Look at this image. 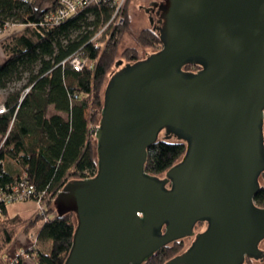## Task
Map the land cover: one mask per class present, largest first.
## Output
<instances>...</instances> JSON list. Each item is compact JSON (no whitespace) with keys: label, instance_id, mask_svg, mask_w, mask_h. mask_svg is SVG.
<instances>
[{"label":"water","instance_id":"water-1","mask_svg":"<svg viewBox=\"0 0 264 264\" xmlns=\"http://www.w3.org/2000/svg\"><path fill=\"white\" fill-rule=\"evenodd\" d=\"M159 8L161 49L109 75L96 174L54 198L56 216L75 220L64 264H145L188 237L164 264L264 263V207L253 201L264 172V0ZM173 135L184 155L146 173L147 149Z\"/></svg>","mask_w":264,"mask_h":264},{"label":"trees","instance_id":"trees-1","mask_svg":"<svg viewBox=\"0 0 264 264\" xmlns=\"http://www.w3.org/2000/svg\"><path fill=\"white\" fill-rule=\"evenodd\" d=\"M43 3L44 0H0V34L15 28L0 40L4 56L0 63V91L4 92L1 104L5 108L0 114V264H7L12 256L5 255L11 244L37 224L31 235L32 246L17 255L15 264H24L26 259L35 264H64L75 220L73 214L57 217L53 201L71 179L96 174L95 143L89 125L100 116L102 88L106 87L117 45L128 24L126 4L122 25L109 27L99 35L112 16L111 7L91 3L55 24L47 17L60 6L59 0H51L50 7ZM131 35L137 47L155 51L161 48L159 36L150 30ZM75 55L88 65L74 70L69 60ZM123 55L132 63L139 61L134 49ZM198 69L192 64L183 67L184 72ZM185 150V141L174 135L158 139L147 149L145 172L164 174ZM10 161L19 168L15 172L5 169ZM261 179L253 199L258 207H264V172ZM20 183L31 185L34 193L30 199L41 203L28 219L8 216L6 211L12 203L7 199ZM181 248V241H175L158 250L145 264H164ZM253 263L246 258L243 264Z\"/></svg>","mask_w":264,"mask_h":264},{"label":"rangeland","instance_id":"rangeland-1","mask_svg":"<svg viewBox=\"0 0 264 264\" xmlns=\"http://www.w3.org/2000/svg\"><path fill=\"white\" fill-rule=\"evenodd\" d=\"M150 1H152V0H127V3H126V11H127V18H128L127 30L124 31V33L120 37L119 43L117 45V53H116L114 64L111 66V68L109 70V73L107 74L108 77H106L107 79L105 80L104 85H106L108 83V81L110 80L111 77L109 75L114 73L121 66L120 65L118 68H115L114 65H115L116 62L121 61V64L123 62H133V61H128L123 55L128 50L134 49V51L136 52L137 58H139V60H144L149 55L154 54V53H156L157 51H159L161 49L160 48L159 50L155 51L154 49H152L150 47H143V48L142 47H137L135 45V43H134V41L132 39V35H131L133 33H137V32H140L142 30H150V31L154 32L156 35H159V33L157 31L152 30V28L150 27V25L148 23L147 15L144 13V11L142 9H140V7H141L140 4H143V3H146V2H150ZM50 5H51V0H44V3H43L44 7H50ZM13 29H15V28H12L8 32L0 34V40L4 36H6L7 34L13 32L14 31ZM3 60H4V56H3L2 51L0 49V63H2ZM104 88H105V86H103L102 89L104 90ZM3 94H4V92L0 91V103L2 102L1 101V97H3ZM101 95H102V92H101ZM48 113L49 114L52 113V110L50 109L48 111ZM99 118H100V116H99ZM99 118L97 119V122H95V124L92 123V124L89 125V130H91L93 143H95V145H96V141H95V138H94V133H95L96 127L98 126ZM75 180H77V179H75ZM27 201H33L35 203V206H36L35 212L38 209H40L41 203L38 200H32V199H27V200H24V201H19L18 200V201L12 202L11 204H13V203H15V204L18 203L19 204V203H24V202H27ZM202 225H203L202 223L197 224V226H195L194 231H196ZM31 237H33V236H31ZM189 240H190V237L181 240L182 248H181V251L178 254H180L183 251V249L189 243ZM22 252L23 251L21 250V251H19L17 253H14L7 260V262L8 263L10 262V263L14 264V258L17 257L18 254L23 255L24 253L22 254ZM16 260H17V258H16ZM255 263H257V262H255ZM259 264H264V263H259Z\"/></svg>","mask_w":264,"mask_h":264},{"label":"built area","instance_id":"built-area-1","mask_svg":"<svg viewBox=\"0 0 264 264\" xmlns=\"http://www.w3.org/2000/svg\"><path fill=\"white\" fill-rule=\"evenodd\" d=\"M127 0H59L60 6L47 17V20L52 23H59L65 20L70 13L75 12L77 9H82L89 4L102 3L112 8V16L107 22V24L99 30L98 34L100 35L104 32L105 29L109 27H117L122 25V11L126 4ZM96 45V44H95ZM69 64L73 67L74 70H80L81 68L87 66V61L82 59L81 56L75 55L69 60ZM5 110L4 105L0 103V114ZM34 188L31 185L26 183H20L19 185L13 188V193L8 197L9 202L14 201H24L30 199L33 196ZM46 221L48 219H45ZM17 257L14 258V264L17 262ZM12 264V263H7Z\"/></svg>","mask_w":264,"mask_h":264},{"label":"crops","instance_id":"crops-1","mask_svg":"<svg viewBox=\"0 0 264 264\" xmlns=\"http://www.w3.org/2000/svg\"><path fill=\"white\" fill-rule=\"evenodd\" d=\"M5 169L10 172H15L19 168L16 166L15 162H8L5 164ZM36 210L35 203L33 201H27L24 203H13L9 204L7 206V214L8 216H15L18 215L22 219H28L33 217ZM39 224H37L34 228L29 229V231L26 232V234L20 235L8 248V250L5 252V255H13L14 253H17L19 251H23L26 249H29L32 244V237L31 235L34 233V230ZM24 264H35L32 259H26ZM253 264H259V263H253Z\"/></svg>","mask_w":264,"mask_h":264},{"label":"flooded vegetation","instance_id":"flooded-vegetation-1","mask_svg":"<svg viewBox=\"0 0 264 264\" xmlns=\"http://www.w3.org/2000/svg\"><path fill=\"white\" fill-rule=\"evenodd\" d=\"M164 3V0H152L147 7H140L144 11V13L147 15L148 23L152 30L158 31L160 28V8L159 6ZM262 250L264 248H261Z\"/></svg>","mask_w":264,"mask_h":264}]
</instances>
